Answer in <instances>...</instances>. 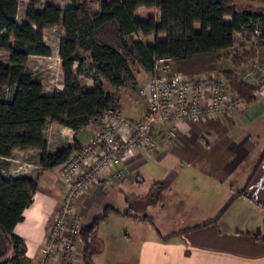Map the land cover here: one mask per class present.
<instances>
[{
    "label": "trees",
    "instance_id": "obj_1",
    "mask_svg": "<svg viewBox=\"0 0 264 264\" xmlns=\"http://www.w3.org/2000/svg\"><path fill=\"white\" fill-rule=\"evenodd\" d=\"M44 1L0 0V51L9 54V64H0V162L12 158L16 151H38L44 170L66 162L73 148L50 152L46 132L54 124L78 132L89 126L90 119L99 126L107 108L119 107L104 82L115 89L123 87L125 73L131 75L134 66H139L138 73L152 72L159 57L183 61L231 49L239 33L247 32L249 39L255 38L257 46L264 47V12L241 11L235 0H69L70 6ZM22 2L26 4V21L19 24ZM141 7H155L159 19L138 16ZM226 17L232 20L228 23ZM57 26L65 34L58 60L64 88L47 95L27 66L32 56H52L43 31ZM139 35H154L155 42L148 45ZM256 56L252 47L244 49L233 58L234 65L240 68ZM76 64L79 67L74 72ZM224 75L233 93L250 105L256 102V88L234 72ZM83 76L93 81L92 87L82 82ZM38 188L37 179L9 177L0 165V264H25L24 241L15 229ZM164 191L162 183H154L146 199L160 201ZM131 212L123 215L153 223L152 218ZM111 213L119 212L106 206L81 232L87 264H92L100 226Z\"/></svg>",
    "mask_w": 264,
    "mask_h": 264
},
{
    "label": "crops",
    "instance_id": "obj_2",
    "mask_svg": "<svg viewBox=\"0 0 264 264\" xmlns=\"http://www.w3.org/2000/svg\"><path fill=\"white\" fill-rule=\"evenodd\" d=\"M70 5L71 2L62 6ZM24 7L26 17L23 2L19 15ZM146 9L156 10L155 7H141L137 15L144 16ZM139 37L148 45L155 42L154 35ZM59 53L60 47L55 57L57 71ZM52 56H32L27 67L29 69L32 59ZM198 56L202 55L178 62L184 64ZM78 67L76 64L74 72ZM204 73L192 77H204L207 75ZM58 74L63 78L61 88L54 92L45 90L47 95L63 90L64 75L59 71ZM82 82L89 87L93 85V81L84 76ZM104 85L107 92L110 85L106 81ZM257 92L256 102L245 109L207 116L196 122L185 119L158 125L154 131L158 144L155 154L135 150L123 162V177H114L111 184L99 179L79 197L76 209L87 225L106 206H111L119 212L111 213L113 220L139 230L136 231L137 243L131 249L111 247L107 243L108 235L106 240L99 237L90 258L92 264H264V86ZM113 96L126 118L132 121L144 118L147 99L138 107L131 98L126 104L120 97ZM172 127L176 128L175 136L170 135ZM98 128V125L88 126L75 132L54 124L46 132L49 151L54 153L70 147L76 152L88 143ZM17 152L23 151H16L12 158L3 162L17 159ZM28 152L35 151L24 153ZM36 152L39 157L36 167L39 168L42 167L40 153ZM55 168L59 177V168ZM48 170L35 173L31 167L23 166L21 173L9 176L37 179L39 183L32 204L24 211V220L15 229L24 241L25 264H40L42 247L62 201L63 184L47 175ZM157 182L165 187L163 198L150 202L146 197ZM131 201L140 203L146 211H156L157 214L141 216L131 212L138 217L148 216L153 223L123 215L130 210ZM178 206L180 208L176 209ZM205 207L211 209L204 210ZM160 220L173 223V226H161ZM79 242L76 264H87L81 253L84 244ZM14 254L12 252L10 258Z\"/></svg>",
    "mask_w": 264,
    "mask_h": 264
},
{
    "label": "built area",
    "instance_id": "obj_3",
    "mask_svg": "<svg viewBox=\"0 0 264 264\" xmlns=\"http://www.w3.org/2000/svg\"><path fill=\"white\" fill-rule=\"evenodd\" d=\"M173 62L171 57L155 59L143 90L147 108L141 121L129 120L119 107L107 108L95 135L58 166L63 196L42 247L40 264L77 263L80 235L86 225L76 209L79 197L99 179L111 184L114 177H123V162L135 150L155 154L158 144L154 131L158 125L185 119L196 122L248 107L245 99L229 93L215 75L195 78L173 72ZM89 126H94L93 119ZM175 134L172 127L170 135Z\"/></svg>",
    "mask_w": 264,
    "mask_h": 264
},
{
    "label": "rangeland",
    "instance_id": "obj_4",
    "mask_svg": "<svg viewBox=\"0 0 264 264\" xmlns=\"http://www.w3.org/2000/svg\"><path fill=\"white\" fill-rule=\"evenodd\" d=\"M46 2H53L57 5L70 4V2H68L67 0H46ZM235 3L241 11H248L253 13L264 12V0H235ZM158 13L159 12L157 9H146L144 10L145 15H142L141 17H154L158 20ZM25 20L26 17L24 7L19 15V24H22ZM231 20V17H226V22H230ZM199 28L200 26L198 25L197 29ZM43 37L45 42H47L48 45L52 47L54 54L51 58L48 59H32L29 63V71L34 75L37 81L43 83L46 92H54L56 89H60L63 83V78L60 74H58L57 71L55 57L64 37V30L60 26L48 28L43 31ZM237 38V44L234 48L216 52L215 54H203L202 56L193 58L192 60L184 64H179L178 61H174L172 64L173 72L190 76H198L203 72H205L204 74H207L205 76L215 75L217 79H220V81L226 86L229 93L240 97V95L235 94L231 91L229 83L227 82L224 75L225 72L231 71L234 72L241 80L245 81L249 85L256 88L257 91H259L264 86V49H260V46H257L258 44L255 38L249 39V34L247 32L245 34H238ZM250 47L256 50V58H253L249 61V63L244 64L242 67L236 68L233 58L236 56V54L243 53L244 49H249ZM0 64H9V54L7 52L0 51ZM133 68L135 69L131 75L125 73V84L123 87L115 90L111 86H107V93L120 97V99L125 101L126 104L131 98V100L137 102L138 107H142L145 103L144 101H146L143 90L149 80V74H147L146 72L144 73L143 70L142 72L138 73L136 70L140 69L139 66H134ZM257 91L256 93L258 94ZM6 92L10 93V90H6ZM15 158L17 159L12 162H0V165H2V168L4 169L5 173L8 174V176L21 173V167L23 166L31 167L32 171L35 173L43 170L42 167H36L39 162V157L36 151L28 153L17 152L15 154ZM27 162H32L34 164L31 163L33 166H30V163ZM54 169L56 168L49 169L47 175L53 177L56 182L62 185L63 183L60 182V179L56 174V170ZM142 187H144L143 189L145 190L147 189L146 186ZM143 208L144 207L141 206L140 203L138 204L136 201H131L128 205V209L140 216L148 213L157 214V212H154L152 209L146 211ZM179 208L180 207L178 206L176 209ZM210 209L211 207L204 208V210ZM113 216L114 214L108 217L106 221L101 224L96 240H98L99 237H101L102 239L105 238L106 235H108L109 240L107 239V243L111 247H114L115 245L120 250H124L127 248L131 249L137 243L138 234L136 231L138 229H135V227H125L123 223L113 220ZM162 222L163 221L160 220L159 225L165 226L164 224H168L170 226H173V223ZM148 227L151 226L148 225ZM129 234H131L132 236L129 237ZM81 253L83 254V249H81Z\"/></svg>",
    "mask_w": 264,
    "mask_h": 264
}]
</instances>
